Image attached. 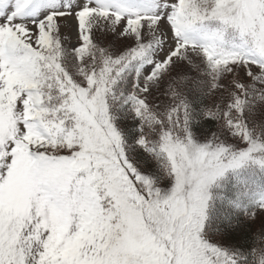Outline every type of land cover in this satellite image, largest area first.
<instances>
[{
	"label": "snow or ice",
	"instance_id": "6c2138e0",
	"mask_svg": "<svg viewBox=\"0 0 264 264\" xmlns=\"http://www.w3.org/2000/svg\"><path fill=\"white\" fill-rule=\"evenodd\" d=\"M0 264H264V0H0Z\"/></svg>",
	"mask_w": 264,
	"mask_h": 264
}]
</instances>
